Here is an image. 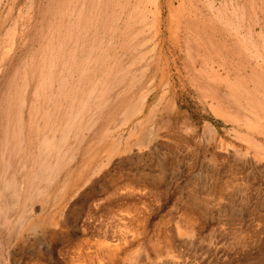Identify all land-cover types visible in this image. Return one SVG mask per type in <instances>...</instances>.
I'll use <instances>...</instances> for the list:
<instances>
[{
	"label": "rangeland",
	"instance_id": "374dc122",
	"mask_svg": "<svg viewBox=\"0 0 264 264\" xmlns=\"http://www.w3.org/2000/svg\"><path fill=\"white\" fill-rule=\"evenodd\" d=\"M0 264H264V0H0Z\"/></svg>",
	"mask_w": 264,
	"mask_h": 264
},
{
	"label": "bare ground",
	"instance_id": "6f19581e",
	"mask_svg": "<svg viewBox=\"0 0 264 264\" xmlns=\"http://www.w3.org/2000/svg\"><path fill=\"white\" fill-rule=\"evenodd\" d=\"M150 4H151V3H150ZM149 6H150V5H149ZM158 14H159V13H158ZM143 19H144V18H143ZM138 35H139V34H138ZM144 42H145V41H144ZM143 99H144V98H143ZM141 102H142V100H141L140 102H138L137 105H138V106H139V105L141 106ZM143 102H144V101H143ZM23 104H24V103H23ZM132 106H133V105H132ZM138 106H137V107H138ZM134 107L137 108L136 106H134ZM134 107H132V109H133ZM133 111H134V110H133ZM138 111H139V110H138ZM128 113H129V112H128ZM128 115H129V114H128ZM209 127H210V126H209ZM65 129H66V128H65ZM63 134H64V133H63ZM48 135H49V134H48ZM59 145H60V144H59ZM61 145H62V144H61ZM43 148H44V147H43ZM43 156H44V155H43ZM39 164H40V163H39ZM45 167H46V165H45ZM45 169H46V168H45ZM15 170H16V169H15ZM38 171H39V170H38ZM39 177H40V176H39ZM12 181H13V180H12ZM1 184H2V183H1ZM11 184H12V182H11ZM41 187H42V185H41ZM8 188H9V187H8ZM8 188H7V189H8ZM32 188H33V187H32ZM15 191H16V190H15ZM30 191H31V190H30ZM12 195H14V194H12ZM12 195H11V196H12ZM14 198H15V197H14ZM9 199H10V198H9ZM37 199H38V198H37ZM4 204H5V203H4ZM11 208H12V207H11ZM1 211H2V210H1Z\"/></svg>",
	"mask_w": 264,
	"mask_h": 264
},
{
	"label": "trees",
	"instance_id": "16d2710c",
	"mask_svg": "<svg viewBox=\"0 0 264 264\" xmlns=\"http://www.w3.org/2000/svg\"><path fill=\"white\" fill-rule=\"evenodd\" d=\"M192 115H193V117H194L195 119L199 120V119H198V116H196L195 114H192ZM209 119H211V118L209 117Z\"/></svg>",
	"mask_w": 264,
	"mask_h": 264
}]
</instances>
